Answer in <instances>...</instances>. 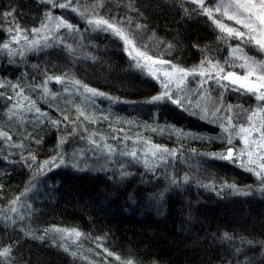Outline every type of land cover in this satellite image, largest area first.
Listing matches in <instances>:
<instances>
[{
    "label": "trees",
    "instance_id": "trees-1",
    "mask_svg": "<svg viewBox=\"0 0 264 264\" xmlns=\"http://www.w3.org/2000/svg\"><path fill=\"white\" fill-rule=\"evenodd\" d=\"M130 1L141 13H136L137 19L146 26L140 38L154 40L149 42L150 55L154 52L160 56L159 52L165 59L184 64L195 60L205 44L213 43L211 33L208 34L212 30L208 20L185 17L178 5L173 4L177 0ZM40 9L34 0H0V25H8L2 14L13 10L16 21L31 29ZM76 33L77 44L88 42L92 59L73 60L67 56L66 47L41 49V57H33L27 64L36 65L37 72H32L33 69L10 66L6 55L5 59L0 58V81L19 85L10 95L4 88L0 91V131L12 137L11 141L0 137V215L7 213L10 201L16 197H20L24 208L23 219L10 222L4 220V215L0 218V250L12 246L10 256L0 257V261L264 264V191L256 190L257 187L249 195L219 191L217 187L211 190L206 183L193 186V190L178 189L170 184V179H178L183 172L179 165L175 166L177 169L169 165L141 172L139 161L125 156H118L104 166L101 163L100 168L92 165L89 170H80L65 164L38 174L37 164L54 157L59 147L76 143L80 135L75 131L82 127L86 133L96 128L164 147L172 144L185 149L200 147L218 152L225 149L224 136L216 134L215 129L202 124L193 127L191 120L183 125L187 118L180 115L182 112L149 105L147 101L155 95L157 85L131 69L123 42L108 34L106 38L99 35L94 38L84 33L87 40L81 43L78 40L82 33ZM7 36V30L0 31V42L8 41ZM169 44L170 53L166 50ZM72 68L80 82L121 103L108 106L106 101L99 104L87 100L76 87L67 84H47L49 92L45 94L44 77L49 74L55 77L61 75L58 70ZM20 88L23 93L17 95ZM15 104L24 108L18 116L8 111ZM85 143L81 148H85ZM30 153L36 156V162L28 161L32 165L28 167L21 156L28 157ZM168 167L173 171L171 175ZM211 167L215 173L229 175L230 185L256 186L251 176L222 160ZM125 170L130 175L122 177L120 173ZM54 228L80 231L84 235L79 239L68 237L80 245H70L65 252L59 246L65 241H60L59 236L54 241L52 232L45 235L46 230ZM225 233L232 239H224ZM42 235L43 240L39 239ZM105 249L113 256H108ZM117 255L120 261L115 259Z\"/></svg>",
    "mask_w": 264,
    "mask_h": 264
},
{
    "label": "snow or ice",
    "instance_id": "snow-or-ice-1",
    "mask_svg": "<svg viewBox=\"0 0 264 264\" xmlns=\"http://www.w3.org/2000/svg\"><path fill=\"white\" fill-rule=\"evenodd\" d=\"M47 3L50 4L53 8L59 7L61 9L71 8L72 11H77V8L73 7L74 0H67V2H61V0H47ZM190 3L196 7L185 8V15H204L209 20L212 21L213 25L219 29V32L222 34L217 37L218 40L226 39H235L240 43L236 46L229 45L230 53L229 58L224 60V65H227L229 68L239 67L244 70V74L240 75L232 70H225V67L217 61L213 63L211 60L205 58L202 60L200 65L192 69H186L179 66L178 64L172 63L170 60L166 59H156L153 55L149 54V48L146 44H140L137 46V43L140 38V34L146 28L145 25L136 24L133 31L131 25L133 20L131 17H121L115 19L112 17L104 18L100 16L96 11V8L103 7L102 0L100 3L93 6L91 12L88 9H84L79 12L81 17L86 19L87 24L92 28V30H100L105 32H111L114 36L118 37L124 44V50L128 52L129 56L133 60H136L135 67L137 68H149V74L153 77L156 76V72L151 70L152 65H168L170 66V71L166 70L163 72L165 81L163 83V91L160 94L155 95L151 98L149 103H171L177 107H185V103L191 105L192 100L183 95L185 92L186 77L197 75L201 79L199 81V87L197 92H201L204 89L205 84L208 81H215L219 87L222 89H227L228 84L237 86L234 88L236 91L243 90V94L251 95L256 102V107H249L244 109L243 106H236L239 108V111L233 112L232 105H223L219 100L215 101L211 107L201 106L199 103L196 104V107L199 109V113L193 112V115H200L201 119L211 120L213 123H219L220 128L227 135L222 137L226 141L227 149L226 152L221 153H208L210 158L217 160H226L229 162L236 163L245 170L254 173L260 180L261 191H264V58L258 59L255 55H250L245 51V47L253 49L256 53L264 54V0H190ZM131 11H136L137 14H141L139 9L130 6ZM219 13V17H216L214 14ZM91 17V18H89ZM223 18H226L229 21H234L236 25L240 27H232L223 22ZM3 21H7L10 25L7 29L10 34V40L5 42H0V51H6L9 56H14L16 54L23 55V51L19 52L13 51L12 44H20L23 40L25 44L29 46L30 49L35 50L41 43L40 40L35 39L34 37L39 36L41 30L59 31L60 28H65L69 33H76L79 31V28L72 23H69L66 19L61 17H53L50 12L45 13L44 20L41 22L40 27H33L27 29L22 27L18 21L15 19L14 11L9 10L2 14ZM53 21H55V27L52 28ZM30 35L33 37L30 39ZM51 37L45 35L42 37L45 46H47V41ZM57 39H62L57 37ZM161 43H164L161 41ZM69 50H72L71 45H67ZM170 50L172 45L167 46ZM129 48L131 49L129 51ZM143 49V50H142ZM133 53L135 55L133 56ZM143 60L145 63H141ZM239 62V63H238ZM205 64L208 67H205ZM214 73V74H213ZM254 77V79H253ZM55 80L57 83H65L62 76H49L44 82V92L48 94L49 90L46 87L48 81ZM222 81H227L228 84L221 83ZM70 83L77 85L83 88L84 93L89 94L91 97L96 96H105V93L99 92L94 88H90L87 85H82L78 80L69 81ZM175 85L173 88L172 85ZM0 87H3L0 84ZM9 87L19 88V85H9ZM23 93V89L20 88L17 95ZM110 98V97H109ZM222 98V93H221ZM11 99V97H9ZM36 112L39 113L40 109L37 108ZM222 112L226 113L225 115H220ZM84 112H80V116H83ZM257 117L259 119L257 120ZM65 120L68 119L67 116L64 117ZM85 119H89L85 117ZM236 121L234 124L233 121ZM91 122H95L92 120ZM53 124H58V121H52ZM254 134H256L254 136ZM92 135H95L93 133ZM0 137H3L7 141H11L12 137L7 134V132L0 131ZM238 137L244 147L241 149H236V146L233 143V139ZM101 141L104 140V137L100 138ZM115 139V137H113ZM39 141H37L38 143ZM88 142L97 149L107 150L108 154H113L116 150L112 148L106 142L101 144L96 140L88 138ZM22 146V145H21ZM195 153L196 150L193 149ZM121 155L128 156L133 160H138L137 152L135 150L129 152H121ZM199 155V153H197ZM75 155V154H74ZM145 159L143 163L149 170H152L154 167L149 163L148 157L151 156L153 159L159 160L163 163L168 162V158H175L177 153L175 150H170L162 145L152 144L144 153ZM246 158V159H245ZM21 160L28 164V167H31V163L28 161L36 162V156L29 154L28 157L21 156ZM65 164L64 155L61 152H58L56 156L45 160L42 163L37 164L39 169L38 174H43L45 170H52L53 168L60 167ZM158 166V165H156ZM71 167H79L78 163H72ZM120 175L127 176L130 175L126 170L122 171ZM189 179L188 174L184 176V182L187 183ZM172 184L176 183L175 179H171ZM227 187L238 191L236 185H226ZM2 187V186H0ZM244 195H249L248 191L243 192ZM20 197L10 201L9 211L17 212L18 209L15 205L19 202ZM7 219H10L6 217ZM23 219V217H21ZM14 222V221H13ZM48 232H52L53 235L51 238L55 241L57 236H59L60 241H65L67 237L74 236L76 239H79L84 234L76 229H59L54 228L46 230L45 235ZM26 235L28 233H25ZM36 238V237H33ZM45 236H40L39 239L43 240ZM99 239V238H97ZM224 239L231 240L232 237L228 234H224ZM246 243L251 244L252 241H246ZM59 246L63 247L64 251L67 252L70 245L67 243H61ZM237 252L240 249H236ZM12 252V246L3 247L0 250V257L7 258ZM108 256H113V253L105 249ZM73 256L76 253H71ZM117 261H120L121 258L119 255L115 257ZM0 264H6V261H0ZM121 264H132L131 260L126 262H121Z\"/></svg>",
    "mask_w": 264,
    "mask_h": 264
},
{
    "label": "rangeland",
    "instance_id": "rangeland-1",
    "mask_svg": "<svg viewBox=\"0 0 264 264\" xmlns=\"http://www.w3.org/2000/svg\"><path fill=\"white\" fill-rule=\"evenodd\" d=\"M35 2H37L39 4V7H41L40 11L38 14H36V16L34 17V21H36V25H32L31 28L33 27H40L41 22L44 20L45 17V13L50 12L52 14L53 17H61L63 19H66L69 23H72L73 25L77 26L79 28L78 32L82 33V37H78L81 41V43H85L87 38L85 37V34L90 35V37H96V35H99L101 38L102 36H104L105 38L107 37V34L110 35L112 37V39H119L118 37L114 36L110 31L109 32H105V31H100V30H92V28L87 24L86 19L81 17V15H79L80 11H83L84 9H88L89 12H91L92 8L94 5L98 4L101 2V0H74L73 3V7L77 8V11H72L71 8H65V9H61L59 7H55L53 8L50 4L47 3V0H34ZM167 1V0H166ZM61 2H67V0H61ZM103 3V7L100 8H96V11L99 13L100 16H103L104 18H115V19H119L121 17H131L133 20V24L131 25V28L133 31H136L135 29V25L136 24H141V19H137V15H136V11H131L130 10V6H133L135 8H137L136 4H133L130 0H102ZM173 4H177L178 7L181 9L180 11H183V14L185 17L190 18V20H195V21H204V20H208V23L210 24L212 30H209L210 32H208V34L211 33L212 44H205V46L201 47L200 49H202V51L200 52L201 54L195 55L196 58L195 60H188L185 61V63H180L177 62L176 60H173L172 63L174 64H178L181 67H184L186 69H192L194 67H197L198 65H200L202 60H205V58L211 60L213 63H216L217 61H219L224 67L225 70H232L237 72L240 75L244 74V70L237 67H233V68H229L227 65H224V60L229 58V53H230V48L229 45L231 46H236L237 44H239L240 42L235 40V39H226V40H218L217 37L222 35L219 32V29H217L211 20H209L206 16L204 15H185L184 9L185 8H193L196 7L194 5H192L190 3V0H177L176 3ZM216 17H219V13H215L214 14ZM91 18V17H89ZM223 22L229 26L232 27H237L239 28V25H236L234 21H229L226 18H223ZM142 25V24H141ZM10 25L8 24L7 26H1L0 25V31H4L7 30L8 27ZM55 27V21H53L52 24V28L54 29ZM216 28V29H214ZM213 31V32H212ZM216 31V33L214 32ZM85 33V34H84ZM142 34V33H141ZM48 35L51 38L47 41V46H45L44 41L42 40V37ZM77 33H69V31L65 28H60L59 31H47V30H41V33L39 36L34 37L37 40H40L41 43L40 45L35 49L32 50L29 48V46L27 44L24 43V41L22 40L20 44H12L11 47L13 49V51H17L19 52L20 50L23 51V55L20 54H16L14 56H9V54L6 51H0V58L3 60L5 59V55L9 58L10 62L9 65L19 68L20 70L22 69H29L32 70V72H37V70L35 69L36 65H30L31 67H28L27 64L29 62V60L33 57H41L40 56V51L41 49L46 50V49H50V48H54V47H66V51L68 53L67 56L69 55L70 57L73 58V60L78 59H92V54H90L89 50H88V42H86L85 44H77L76 42V37ZM10 37V34L8 33V36ZM57 37H61L62 39H57ZM33 37L30 35V39H32ZM10 40V39H9ZM120 40V39H119ZM121 41V40H120ZM153 38L149 39V41H142L141 38H139V41L137 43V46L139 47L140 44H146L148 45L149 48V42H153ZM123 42V41H121ZM67 45H71L72 46V50H69V48L67 47ZM199 48V47H196ZM131 49L129 48V51ZM143 50V49H142ZM166 50H168V47L166 48ZM172 50V49H171ZM245 51L248 52V54L250 55H255L258 59L264 58V54L262 53H256L253 49L245 47ZM127 52V51H125ZM157 52V51H156ZM168 53L169 50L167 51ZM149 54H150V50H149ZM155 53L153 52L151 55L154 56V58L156 59H165L162 56V53H159L160 56H155ZM128 60L129 63L131 64V69L136 72L139 73L141 75H143L147 80L151 81L152 83H156V92L155 95L160 94L161 91H163V83L166 82L165 81V77L163 75V72L168 70L170 71V66L168 65H159V64H155L152 65L151 70L156 72V76L153 77L152 75L149 74L150 69L149 68H137L135 67L136 64V60H133L131 56H129L128 52ZM135 55V53H133V56ZM162 56V57H161ZM169 60V59H166ZM142 64L145 63L143 60L140 61ZM42 61H40V65H41ZM239 63V62H238ZM46 66V65H45ZM34 67V68H32ZM205 67L207 68L208 65L205 64ZM37 68V67H36ZM58 74L61 73V75H57V76H62L64 78L65 83H58V85H70V86H74L76 87L77 91L79 92V94L81 95V97L83 98H87V100H92L94 102H98L100 104V102H107L108 106H114L116 105V103H121V100L114 98L112 96H107L105 94V96H96V97H91L89 94L84 93L83 88L79 87L77 85H74L72 83H70L69 81L72 80H78V78L75 76V72L74 69H66L65 71H61L58 70L57 71ZM214 74V73H213ZM51 76L50 74L47 75L46 77H44V79L46 80L47 77ZM53 77V76H52ZM200 77L197 75H192V76H188L186 77V85L187 88L185 90V92L183 93V95L189 97L192 100V104L189 105L187 104V102L185 103V107L181 108V107H177L176 105H172L171 103H149L148 101H150L151 99H149L147 102L149 103V105L151 107H157V108H165V107H170L173 108L171 110L173 111H177L179 112V114L185 115V118H187L184 123H182L183 125L186 124L187 121L191 120L194 123L193 127H196L197 125H205L207 128L211 127L212 129L216 130V134H222L223 136L227 135L225 132L222 131V129L219 126V123H213L211 122V120H207V119H201L200 115H193V112H197L199 113V109L196 107V104L199 103L201 106H208L211 107L212 104L219 100L221 104L223 105H232L233 106V112L239 111L240 109L237 108L236 106L241 105L243 106L244 109L249 108L250 106L255 108L256 107V102L254 101V98L249 94V95H245L243 94V90L240 91H236L234 90V88L236 86L230 85L228 84L227 81H222L221 83L224 84H228L227 89H222L221 87H219L217 85V83L215 81H208L207 84H205L204 89L201 90V92H197V89L199 87V81H200ZM254 79V77H253ZM79 81V80H78ZM55 84L57 83L54 79L48 81L47 84ZM0 84L3 85V87H0V91L2 90V88H4L5 92H7L9 95L13 94V92L17 91L15 90V88L13 87H9V85L11 84L10 82H4V81H0ZM82 85H86L85 83H82ZM13 85V84H12ZM90 88H94L92 86H90L89 84L87 85ZM172 87L174 88L175 85L173 84ZM95 89V88H94ZM100 92V91H99ZM221 93H222V98H221ZM154 95V96H155ZM123 102V101H122ZM24 108L20 105H16L15 106H10L8 108L9 112H12L13 115L18 116L19 112H22ZM226 113L222 112L220 115H225ZM101 115L103 116V118H106V115L101 113ZM259 119V117H257V120ZM233 123L235 124L236 121L234 120ZM197 128V127H196ZM84 128L82 127V129H80L82 132L79 131H75V133L79 134V139L77 140L76 143L72 144V145H65L62 147H59L58 150L56 151V153L61 152L64 155V159H65V164H72V163H78L79 167H77L78 169H82V170H89V168L93 165L96 166L98 165V167L100 168V164L102 163V165H106L105 163H109V162H113L115 161L118 156H122L124 157L125 155H121V152H129L132 150H135L137 152V156H138V161L141 164L142 168L140 169L141 172H144V170H146V166L143 163L144 159H145V151L150 147V145L154 144V143H143L142 140L140 139H136V138H129L128 136L125 135V137H118L117 135H114L113 133L111 134V132H103L102 130H97L96 128L91 129L90 133H86L84 130ZM198 132H203V131H199ZM197 132V133H198ZM93 133H95V135H92ZM256 134H254L255 136ZM94 139L96 140L98 143H107L110 146H112V148H114L116 151L109 155L107 150H101V149H97L96 147H94V145L90 144L88 142V138ZM101 137H104V140L101 141ZM113 137H115V139H113ZM211 138V137H209ZM85 148H81V144L83 143ZM66 143V142H65ZM224 143V147L225 149L221 150L220 152L218 151H207L203 148H188L185 149L183 147H172V144H169L168 146H166V148L170 149V150H175L177 155L175 158L169 157L168 158V162L167 163H163L159 160L153 159L151 156L148 157L149 159V163L151 165H153L154 167L152 168V171H156L158 167L164 168L167 166H178L183 169V172L179 175L178 179H176V183L172 184L170 182V184L172 186H176L178 189H187V187L193 190V186H206L208 185L209 189H214V187H217V189L219 191H227V192H232V193H239V194H243V192L248 191L249 193L251 191H253L256 187V190L261 191V183L259 178L252 172H249L247 170H245V168L241 167L239 165L238 162L233 163V162H229V161H225L222 160L223 162H225L227 165L229 166H234L235 168H237L239 171H241L242 173H246L248 176H251V178L254 180V182H256V186H244V187H236L238 189V191H235L229 187H227L226 185H230L229 182L227 181V178L229 177V175L224 174L223 172H214L213 167H211L212 165H214V163H220L221 160H217V159H213L210 158L208 155V153H221V152H226L227 149V144L226 141L223 142ZM233 143L236 146V149H241L244 147L242 141L236 137L233 139ZM82 144V145H83ZM156 144V143H155ZM160 145V144H158ZM183 148V149H180ZM193 149L196 150V152H193ZM199 153V155L197 154ZM75 154V155H74ZM57 155V154H56ZM55 155V156H56ZM128 157V156H125ZM102 158V159H101ZM130 160H133L132 158L128 157ZM246 159V158H245ZM102 161V162H101ZM135 161V160H133ZM64 164V165H65ZM158 165V166H156ZM109 167V166H108ZM172 167V168H173ZM74 168V169H77ZM177 169V167H175ZM149 169V168H147ZM169 169V174L171 175L173 173L172 169H170V167H168ZM222 173V174H221ZM185 174H188L189 179L188 182L185 183L184 182V176ZM222 177H221V176ZM226 177H224V176ZM228 176V177H227ZM171 180V179H170ZM206 185H203L205 184ZM34 185L31 184V186ZM243 188V189H240ZM230 194V193H229ZM162 198V196H159L158 200H160ZM157 200V201H158ZM15 207L18 209L17 212H11L9 211V208H7V213H4L3 215L4 220L5 221H16L15 219L17 218H21L23 215V203L21 200H19L18 204L15 205ZM26 207V205L24 206ZM25 211V210H24ZM3 215H0V218L3 217ZM6 217L10 218L7 219ZM65 242L68 245H76L79 246L80 244H78L77 240H72L69 239L67 237V240H65Z\"/></svg>",
    "mask_w": 264,
    "mask_h": 264
},
{
    "label": "water",
    "instance_id": "water-1",
    "mask_svg": "<svg viewBox=\"0 0 264 264\" xmlns=\"http://www.w3.org/2000/svg\"><path fill=\"white\" fill-rule=\"evenodd\" d=\"M237 87V86H236Z\"/></svg>",
    "mask_w": 264,
    "mask_h": 264
}]
</instances>
